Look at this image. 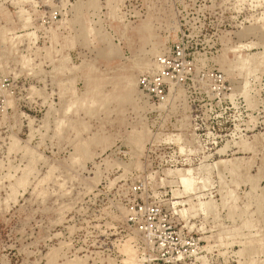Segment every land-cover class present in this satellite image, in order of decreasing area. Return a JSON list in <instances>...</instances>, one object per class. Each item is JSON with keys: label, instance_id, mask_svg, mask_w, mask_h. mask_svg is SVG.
I'll use <instances>...</instances> for the list:
<instances>
[{"label": "rangeland", "instance_id": "rangeland-1", "mask_svg": "<svg viewBox=\"0 0 264 264\" xmlns=\"http://www.w3.org/2000/svg\"><path fill=\"white\" fill-rule=\"evenodd\" d=\"M0 264H264V0H0Z\"/></svg>", "mask_w": 264, "mask_h": 264}, {"label": "bare ground", "instance_id": "bare-ground-1", "mask_svg": "<svg viewBox=\"0 0 264 264\" xmlns=\"http://www.w3.org/2000/svg\"><path fill=\"white\" fill-rule=\"evenodd\" d=\"M224 150V148H223ZM220 152V151H219ZM234 167V166H233ZM180 183H181V186L183 187V190L185 192H188V191H191L193 188H192V181L190 179V177L187 176V174H184V175H181L180 176ZM257 208V207H256ZM260 210V209H258ZM247 249V248H246ZM129 253V252H128ZM133 253V252H132ZM129 255V254H128ZM132 257V256H131Z\"/></svg>", "mask_w": 264, "mask_h": 264}, {"label": "built area", "instance_id": "built-area-1", "mask_svg": "<svg viewBox=\"0 0 264 264\" xmlns=\"http://www.w3.org/2000/svg\"><path fill=\"white\" fill-rule=\"evenodd\" d=\"M176 53H178V50L176 51ZM140 85H145V79H142V80H140Z\"/></svg>", "mask_w": 264, "mask_h": 264}]
</instances>
